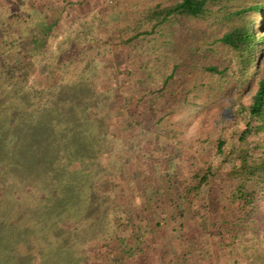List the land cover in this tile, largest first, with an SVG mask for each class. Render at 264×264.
<instances>
[{
  "label": "trees",
  "instance_id": "trees-1",
  "mask_svg": "<svg viewBox=\"0 0 264 264\" xmlns=\"http://www.w3.org/2000/svg\"><path fill=\"white\" fill-rule=\"evenodd\" d=\"M72 5L70 1H64L55 17L49 10L46 14L32 7V12L38 13L39 17L27 34L20 25L31 11L14 12L0 24V110L2 116L7 114L3 119L0 117V190L4 191V196L0 195V208L3 200L9 201V206L2 208V211L7 210L6 214L0 212V239L9 245L0 250V259L4 260L0 264H13L12 260L17 257L20 264H26L27 250L20 249L25 244L28 248L26 242L23 244L24 240L53 234L57 237V233L65 234L66 231L70 236L74 234L71 233L74 231L72 221L66 223L65 232L55 229L53 234H48L42 229L41 235L38 228L45 225V221L30 219L23 223L24 208L31 203L28 197L32 191L20 187L18 177L11 179L4 159L17 138L18 127L24 125L33 129L38 127L36 120L48 116L49 120L43 123L56 135L61 128L59 121H71L73 111L67 109L68 97L65 95L70 87L68 93L71 96L81 88L77 82L72 84L79 72L77 68L81 67L77 64L81 50L88 44L91 50L88 52L100 56L109 44L105 39L86 37L80 42L82 46L75 47L72 53L58 56L50 52L51 39ZM134 7L138 9L136 18L127 29L128 38L123 41L128 50L141 49L147 41L158 37L169 44L165 48L169 49V55L177 54L173 47L180 43L187 47L188 56L164 72L154 68L160 71L157 89L148 90L136 103L133 102L134 111H130L132 105H119L117 116L123 117L122 127L111 133L107 127V131L100 133L98 149L101 152L97 153L96 148L94 155L98 159L106 158L108 154L100 147L107 140L118 142V132L131 129V121L139 122L138 116L146 108L150 113L155 109V116L158 115L151 129L162 125L171 128L174 136L182 138L184 131L175 121V113L181 106L192 103L201 115V138L197 142H201V147L205 144L198 152L202 165L196 167L191 162L189 169L176 168L170 173L167 166L160 164V157L156 159L149 152L148 158L147 154L144 158L139 156L138 163L142 167L139 182L145 183L156 201L151 202L148 191H140L139 197H142V207L146 211L142 218L140 205L135 197L132 199L127 194L131 202L122 206L121 213L126 217L128 224L125 226L130 235H124L125 229L117 230L104 240L98 237L93 241L98 248L96 251L90 247L77 250L82 257L85 253L92 256L96 264H147L142 257L150 247L149 240L168 223L187 219L198 222L196 238L211 235L222 250L233 253L240 248L244 257L255 264H264V0H174L147 5L137 1ZM198 24V27L191 26ZM181 25L191 27L193 32L182 38L173 37ZM38 71L45 77L43 83L34 82ZM22 90L28 91L26 106L33 107L23 113L18 107L14 109L15 103L9 102L11 96ZM56 106H60L57 115H51ZM106 115L109 114L104 117ZM90 119L93 122V118ZM113 150L109 153L116 155L118 152ZM121 161L118 158L113 161L112 165H115L110 166L111 171L122 165ZM92 163L95 164V160ZM93 164L90 173L100 168L103 176L107 166ZM109 176L116 196H120L118 193L122 188L117 185L118 177L115 173ZM124 183L127 190L131 182L125 179ZM210 200L215 209L208 220ZM161 201L166 209H161L159 214L158 204H155ZM26 217H30L27 211ZM111 223L118 226L117 229L124 225L123 219L118 217L112 218ZM73 245L78 247L80 242L73 239ZM80 260L76 258L70 263V259H64L62 262L79 264ZM174 261L170 256L161 264H175Z\"/></svg>",
  "mask_w": 264,
  "mask_h": 264
},
{
  "label": "rangeland",
  "instance_id": "rangeland-1",
  "mask_svg": "<svg viewBox=\"0 0 264 264\" xmlns=\"http://www.w3.org/2000/svg\"><path fill=\"white\" fill-rule=\"evenodd\" d=\"M64 1H70L73 5L66 11L65 17L51 39L50 52L54 55L57 53L58 56L65 52L72 53L75 47L82 46L80 42L86 37L105 39L109 44L105 45L100 56L89 53L88 51L91 50L88 44L84 45V50H81L82 54L77 60L79 61L77 64L81 67L77 68L78 75L72 82L73 85L74 82L79 83V88H81L75 96H71L69 95L70 87L66 89L68 95H65V98L68 97L66 107L73 111L71 121L64 119L59 121L58 125L61 128L57 130L59 132L56 135L49 132L51 131L49 126L43 123L49 120L46 118L48 116L45 118L41 116L40 120H36L38 127L33 129L24 125L18 127L17 138L4 157L11 179L18 177V185L32 191L28 197L31 205L24 208L23 223L30 219L45 221V225H41L38 232L45 229V233L48 234H53L52 231L55 229L65 232L64 227L68 221H72L74 226V231L71 230V233H74L73 236L66 231L65 234L57 233L59 234L57 237L53 234L44 235L43 238L38 237L39 239L34 238L35 240H24L23 244L26 242L28 248L25 244L20 249L27 250L28 262L26 264H63L64 259H70L72 263L76 261V258L81 259L79 264H96L93 263L92 256H86L85 253L82 257V253L77 249L80 248L83 251L90 247L96 251L98 248L92 244L95 243L93 241L98 237L104 240L114 235L117 230L124 231L125 229L124 235L127 237L130 235L125 226L128 224L126 217L121 213L122 206L131 202L129 196L132 199L135 197L137 204L140 205L138 208L142 218L146 215V211L142 207L140 191H148L152 197L151 202L156 201V197L152 196V192L147 189L145 183L139 182L138 176L142 171L138 163L140 157L144 158L147 154L148 158V152L156 159L160 157V164L167 166V171L172 173L176 168L189 169L191 162L196 167L202 165L198 152L205 146L203 144L201 147V142H197L201 138L199 108L190 103L178 108L174 117L184 131L182 138L174 136L170 132L171 128L166 129L162 125L151 129L158 115L155 116V109L150 113L149 108H146L138 116L140 123L131 121V129L118 132V142L109 143L107 140L100 147L108 154L106 158H103L104 160L95 157L94 150L98 149L100 133L104 132L107 127L109 133L122 127L123 117L117 116L119 105H132L130 111H134L133 102L136 103V100L143 97L148 90L157 89L159 70L164 72L179 60L187 58V47L180 46L178 43L173 47L176 48L177 54L169 55V49H165L169 44L158 37L150 39L145 43V47L138 50L130 49V51L127 46L123 45V41L129 36L127 29L136 18L138 9L134 7L135 2L147 5L170 3L174 0H0V24L4 18L14 12L31 11L29 16L23 18L20 25L27 34L39 17L38 13L32 12V7L41 9L46 14L49 10L50 15L55 17ZM130 3L133 5L130 6ZM191 26L194 28L199 24ZM191 32H193L191 27L184 28L181 25L173 37L182 38ZM93 55L94 57L91 58ZM155 67L159 70H154ZM35 75L34 82L43 83L44 75L39 71ZM27 95V90L19 91L11 96L9 102L11 105L15 103L14 109L18 107L22 113L31 110L33 107L26 106ZM57 109L59 110L60 106H56L51 111V115H57ZM106 113L109 115L104 117ZM1 114L2 110H0L1 118L7 115L2 116ZM90 118H93V122ZM141 147L144 148L142 151ZM113 148L116 153L118 152L116 155L111 154L114 151ZM96 152H101V150L98 149ZM117 158L120 161L123 158L121 161L123 164L111 171L110 166ZM94 160L95 164L92 163ZM144 160L150 164V161ZM91 164L95 166L105 164L107 167L104 175H101L100 168L93 170V174L90 173ZM110 173H115L118 177L116 181L119 188H122L118 193L121 198L115 194L114 185L109 180ZM149 175L155 176L153 173ZM143 176H146V172ZM125 179L131 182L127 190L124 189ZM131 187H134L133 190ZM152 188L151 186L150 190ZM153 190L156 191V189ZM0 195L4 196V191L0 190ZM3 201L2 208L4 209L9 206V201ZM157 204L160 214L161 209H166L164 201L157 202L155 205ZM2 208L0 212L6 214L7 210L2 211ZM207 208L209 209L207 213L209 220L215 209L213 203L211 205V200L208 201ZM26 211L30 214L28 219ZM115 217L123 219L124 225L120 229L111 223L112 218ZM168 224L164 230L156 233L157 235L149 240L150 247L142 257L145 263L161 264L171 256L175 264H255L241 254L240 248L234 250L233 253L222 250L211 235L196 238L198 222L192 223L187 219H179L174 224ZM78 226H82L83 229H78ZM72 238L80 242V246L73 245ZM7 247L9 245L0 239V250ZM2 260L0 259L1 263ZM12 261L13 264H20L18 257Z\"/></svg>",
  "mask_w": 264,
  "mask_h": 264
}]
</instances>
